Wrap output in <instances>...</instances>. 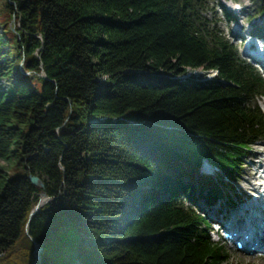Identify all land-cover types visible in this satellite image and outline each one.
<instances>
[{"label":"trees","instance_id":"trees-1","mask_svg":"<svg viewBox=\"0 0 264 264\" xmlns=\"http://www.w3.org/2000/svg\"><path fill=\"white\" fill-rule=\"evenodd\" d=\"M209 1L0 0V161L26 169L0 164V264H227L191 196L222 198L264 140V77Z\"/></svg>","mask_w":264,"mask_h":264},{"label":"rangeland","instance_id":"rangeland-1","mask_svg":"<svg viewBox=\"0 0 264 264\" xmlns=\"http://www.w3.org/2000/svg\"><path fill=\"white\" fill-rule=\"evenodd\" d=\"M209 3L210 8H208L206 13L207 16L216 19L219 28L222 30L225 37L230 39L237 46L242 58L255 63L250 55L257 53V43L262 45V50L264 51V38L258 40L249 35L251 34L254 24H264V7L262 11H259L264 0H211ZM223 8L230 11L235 17V20L227 22L223 16ZM0 26H4V24L0 23ZM2 31L3 29L0 28V33H2ZM3 37L9 38V44L12 46V53H15V41L11 39L12 33L8 32L7 28H5ZM263 64L264 56H259L255 64L257 69L264 70ZM257 102L260 108L264 110V98H257ZM263 158L264 140H259L254 142L240 159L239 169L235 174V181L233 183L226 182L227 187L224 189L222 198L209 206L199 197L198 191H195L191 196V203H197L196 206H198L199 210L204 213V216L209 222L211 221L212 224L216 222L212 217H219L221 214L225 215L223 220H225L227 216L233 218V216L240 213L243 209L242 202L248 198H254L253 194L256 193L252 190L254 186L251 184L255 183L258 187L261 185L260 189H263L264 179L259 177V174L264 173L262 169H258L257 167L259 163L263 162ZM0 164L6 168L9 177L23 176L26 174V169L16 158L0 161ZM212 170H214V168H212ZM244 213V217H250V212ZM222 234L223 230H220L219 233L211 231V239L213 241H219L218 239ZM220 241L226 248V253L228 255L227 264H264V254H249L245 251L237 250L235 244L232 242L225 240Z\"/></svg>","mask_w":264,"mask_h":264},{"label":"bare ground","instance_id":"bare-ground-1","mask_svg":"<svg viewBox=\"0 0 264 264\" xmlns=\"http://www.w3.org/2000/svg\"><path fill=\"white\" fill-rule=\"evenodd\" d=\"M257 53L258 54H264V52H262V45L260 43L257 44ZM199 77L201 79H205V80H209V79H213L214 77L217 76V70L215 69H209V70H205L203 68H187L186 72L181 74L179 77L180 78H186V77ZM15 79V74L13 73L11 75V77L7 78V79H1L0 80V85H1V89H7L8 86L14 81ZM258 169H262V172L264 173V158H263V162L259 163V165L257 166ZM260 171V170H259ZM259 177H261L262 179H264V174H259ZM252 186H254L252 188V190L254 192H257L258 189H260V186L258 187L255 183L251 184ZM41 202H43V199H41ZM262 202V200H261ZM264 206V205H262ZM246 212H250V216L251 218L249 220L246 219V222H242L244 219V214H237L235 215L233 221L230 223V227L229 230L231 233H235L236 235H238V232H241L243 234L245 233H251L253 232V229L258 228L259 225V221L261 222V230H263V235L261 237V241H263L264 239V217L262 216V214L264 213V207H262L261 209L257 208L253 211L252 208H248L246 209ZM224 230H228V229H224ZM245 231V232H244ZM243 234H241V236H243ZM257 237H255L253 235L252 241H254ZM247 252H251L254 253L256 251H254V249L249 250Z\"/></svg>","mask_w":264,"mask_h":264},{"label":"water","instance_id":"water-1","mask_svg":"<svg viewBox=\"0 0 264 264\" xmlns=\"http://www.w3.org/2000/svg\"><path fill=\"white\" fill-rule=\"evenodd\" d=\"M40 75L42 77H46L45 74H44V71L41 70L40 71ZM27 178L30 180V182L39 187V188H42L43 187V182L40 180V178L36 175H33L30 171L27 173ZM41 199H43V202H41ZM51 200V197L48 196L44 191H41L39 193V200L38 202L35 204V206L33 207L32 211L30 212V216H32L34 213H36L40 206H42L44 203H47ZM27 232H28V228L26 229ZM40 251H41V247L39 246L38 243H35V251H34V254H35V258L36 259H39L40 257Z\"/></svg>","mask_w":264,"mask_h":264}]
</instances>
